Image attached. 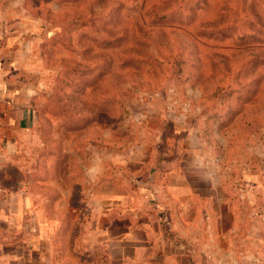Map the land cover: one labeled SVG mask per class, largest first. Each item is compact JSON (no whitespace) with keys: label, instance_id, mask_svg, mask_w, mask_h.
<instances>
[{"label":"rangeland","instance_id":"rangeland-1","mask_svg":"<svg viewBox=\"0 0 264 264\" xmlns=\"http://www.w3.org/2000/svg\"><path fill=\"white\" fill-rule=\"evenodd\" d=\"M0 94L29 123L0 153V230L29 208L75 264L160 170L264 174V0H0Z\"/></svg>","mask_w":264,"mask_h":264},{"label":"crops","instance_id":"crops-1","mask_svg":"<svg viewBox=\"0 0 264 264\" xmlns=\"http://www.w3.org/2000/svg\"><path fill=\"white\" fill-rule=\"evenodd\" d=\"M8 95L0 94V153L15 144L17 130L29 124L27 110ZM177 173L174 183H168ZM262 173L251 184L246 177L237 189L225 179L218 189L202 170H160L142 199L111 202L109 224L96 223L85 231L83 255L75 264H264ZM3 192L0 183V196ZM24 203L30 206L28 199ZM8 208L9 200L0 197L1 224L9 221ZM30 213L27 229L0 230V263L73 264L68 260L72 246L63 259L57 233L45 235L28 208L26 216Z\"/></svg>","mask_w":264,"mask_h":264}]
</instances>
